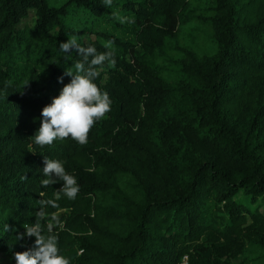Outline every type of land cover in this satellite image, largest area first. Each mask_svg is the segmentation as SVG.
<instances>
[{"label":"trees","instance_id":"1","mask_svg":"<svg viewBox=\"0 0 264 264\" xmlns=\"http://www.w3.org/2000/svg\"><path fill=\"white\" fill-rule=\"evenodd\" d=\"M73 37L114 53L94 79L110 111L86 145L40 147ZM45 157L80 189L45 207L70 264H264V0H0V264L63 186Z\"/></svg>","mask_w":264,"mask_h":264},{"label":"clouds","instance_id":"2","mask_svg":"<svg viewBox=\"0 0 264 264\" xmlns=\"http://www.w3.org/2000/svg\"><path fill=\"white\" fill-rule=\"evenodd\" d=\"M104 4L110 7L112 0H104ZM113 16L121 24L134 22L127 17H120L118 13H113ZM112 44L113 41H108L104 47L110 49ZM59 47L64 53L75 50L82 59L73 65L75 74L71 70L65 71V75L71 77L70 83L66 84L60 94L41 111L40 127L32 137L34 143L40 147L51 146L56 140L67 138H71L80 145H86L95 122L110 111V98L106 92H101L94 83V79L99 76L97 67L102 66L105 61L110 67H115L114 53L107 51L97 54L94 46H81L75 37L60 43ZM58 80L63 82V76ZM44 164L43 175L49 178L42 180V186L47 187L57 181H62L63 186L56 193L55 199L40 201L41 207L36 212V221L33 225H23L26 231L18 234L17 240L23 239L24 236L35 237V243L32 250L14 254L16 264H70V259L60 254L58 237L52 234L54 227L62 226L59 215L47 213L45 207L58 208L57 201L61 193L69 200H74L80 189L76 178L66 172L61 161L45 157ZM53 176L56 179H53ZM44 219L48 220L46 225L48 235L43 234L44 230L40 223Z\"/></svg>","mask_w":264,"mask_h":264},{"label":"built area","instance_id":"3","mask_svg":"<svg viewBox=\"0 0 264 264\" xmlns=\"http://www.w3.org/2000/svg\"><path fill=\"white\" fill-rule=\"evenodd\" d=\"M179 264H189L187 256H183L181 258Z\"/></svg>","mask_w":264,"mask_h":264},{"label":"rangeland","instance_id":"4","mask_svg":"<svg viewBox=\"0 0 264 264\" xmlns=\"http://www.w3.org/2000/svg\"><path fill=\"white\" fill-rule=\"evenodd\" d=\"M262 211L264 212V209H262Z\"/></svg>","mask_w":264,"mask_h":264}]
</instances>
